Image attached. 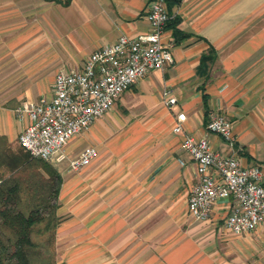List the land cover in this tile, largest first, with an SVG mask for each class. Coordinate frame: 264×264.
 Instances as JSON below:
<instances>
[{
	"label": "crops",
	"instance_id": "0c3cea01",
	"mask_svg": "<svg viewBox=\"0 0 264 264\" xmlns=\"http://www.w3.org/2000/svg\"><path fill=\"white\" fill-rule=\"evenodd\" d=\"M150 1L0 0L2 170L9 175L29 160L18 144L26 121L16 108L50 98L59 69L81 70L118 37L147 33ZM167 11L162 43L173 63L148 73L69 143V158L96 148L89 166L74 172L51 164L61 177L59 264H264V224L250 234L226 232L225 201L206 222L188 215L196 166L172 132L174 116L184 113L187 135L230 155L205 129L207 114L218 112L232 123L240 165L258 166L264 177V0H174ZM164 91L176 99L171 109Z\"/></svg>",
	"mask_w": 264,
	"mask_h": 264
},
{
	"label": "built area",
	"instance_id": "2783aa9c",
	"mask_svg": "<svg viewBox=\"0 0 264 264\" xmlns=\"http://www.w3.org/2000/svg\"><path fill=\"white\" fill-rule=\"evenodd\" d=\"M149 30L137 37L120 36L113 44L93 52L81 70L59 69L50 98L24 101L16 108L18 120L26 121L18 144L33 159L53 165L66 163L74 172L89 166L96 148L88 146L69 158L66 149L92 123L105 116L122 94L153 71L173 63L172 52L162 43L170 20L164 0H152L144 16ZM168 108L176 105L169 91L162 93ZM184 113L174 116L172 132L182 135L181 149L196 166L197 183L187 198V213L198 222L210 220L217 202L228 204L223 228L232 235L248 234L264 224V177L260 167L244 168L237 157L232 123L218 112H209L205 129L219 136L232 154L213 151L206 138L184 132ZM183 165V162H180Z\"/></svg>",
	"mask_w": 264,
	"mask_h": 264
},
{
	"label": "trees",
	"instance_id": "16d2710c",
	"mask_svg": "<svg viewBox=\"0 0 264 264\" xmlns=\"http://www.w3.org/2000/svg\"><path fill=\"white\" fill-rule=\"evenodd\" d=\"M211 59L203 57L202 64ZM27 157L9 175L0 162V264H56L61 177L49 163Z\"/></svg>",
	"mask_w": 264,
	"mask_h": 264
},
{
	"label": "rangeland",
	"instance_id": "374dc122",
	"mask_svg": "<svg viewBox=\"0 0 264 264\" xmlns=\"http://www.w3.org/2000/svg\"><path fill=\"white\" fill-rule=\"evenodd\" d=\"M51 165V164H50ZM51 167H55V166H53V165H51ZM55 169V168H54ZM78 172V171H77ZM80 172V171H79ZM57 201H58V199H57ZM253 232V231H252ZM251 232V233H252ZM248 234H250V233H248ZM230 246H232V247H230L231 249L230 250H234V255L236 256V254H241V247H240V245H238L237 243H235L234 241H230ZM54 249H55V261H56V264H59V262H58V259H57V254H56V248H55V246H54Z\"/></svg>",
	"mask_w": 264,
	"mask_h": 264
}]
</instances>
